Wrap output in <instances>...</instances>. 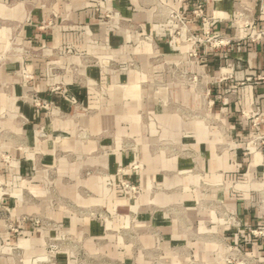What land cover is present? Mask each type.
I'll return each mask as SVG.
<instances>
[{"label":"crops","instance_id":"obj_1","mask_svg":"<svg viewBox=\"0 0 264 264\" xmlns=\"http://www.w3.org/2000/svg\"><path fill=\"white\" fill-rule=\"evenodd\" d=\"M163 6L228 44L178 37ZM6 48L19 55L0 66V264H46L52 244L73 264L62 246L94 251L104 229L87 211L109 204L131 212L126 264H225L229 246L264 264L251 233L264 229V147L246 145L264 134V0H0ZM126 168L139 196L122 204Z\"/></svg>","mask_w":264,"mask_h":264},{"label":"rangeland","instance_id":"obj_2","mask_svg":"<svg viewBox=\"0 0 264 264\" xmlns=\"http://www.w3.org/2000/svg\"><path fill=\"white\" fill-rule=\"evenodd\" d=\"M11 48H14V46H11ZM18 55L19 54H17V52L13 51L12 49H2L0 51V66L6 64L12 56ZM171 73L172 78H181L185 82V84H187V86H196V79L194 78V76L186 74L179 75L178 71H175L173 68L171 69ZM165 86L167 85L161 82H154L152 84V90L158 93L159 91H161V89H165ZM166 89L170 91L168 87ZM183 116L188 118L193 117L190 111H186ZM121 133V138H123L125 132ZM121 142L122 143L120 148L122 150L134 149L135 156L137 157L138 146L136 145L135 140H133L132 138H123ZM170 147H172V145ZM158 148V150H162L160 146ZM138 159L135 161V164H132V168L137 169L139 167L141 159ZM126 170L127 168L125 170H122L123 172H120L121 175L118 181V192L116 193V198H118L122 204H128V199H133L134 197L139 196V189L137 187V184L129 181L126 177L123 176L126 174ZM1 188L3 187H0V198L3 194V190H1ZM108 202L111 203L109 200ZM109 206L110 204L106 205L103 208L100 207L96 211H87L88 218L98 220V222L103 225L104 229L102 238L105 239L103 240V242H93V248H95L94 251L91 249V247L85 250L83 247V242L69 241L65 242L66 245L63 244L64 246L62 247H68V250L74 256L73 264H126V257L128 254L127 246L130 245L132 250L134 248V244L128 241V238L131 237L133 230L132 226H129V222L127 221L131 212H129L127 205L122 206V208L117 210H112ZM65 238H71V236H66ZM1 245L2 242L0 243V246ZM58 250L59 248L55 244H52L51 248L46 249L45 256L47 258L43 261H45L46 264H57L56 253L58 252ZM97 250L98 252H95ZM112 252H118V260L110 258V253ZM189 260L190 262H193V259L191 257L189 258Z\"/></svg>","mask_w":264,"mask_h":264},{"label":"built area","instance_id":"obj_3","mask_svg":"<svg viewBox=\"0 0 264 264\" xmlns=\"http://www.w3.org/2000/svg\"><path fill=\"white\" fill-rule=\"evenodd\" d=\"M176 1L180 6H184L188 2V0H176ZM204 1L206 3H208L209 1H213V0H204ZM163 10L167 13V17L176 24V28H177L176 35L178 37H184L185 39L192 40L194 42L208 44L212 48H217V47L228 44L227 41H225L224 39H222L220 37H212L208 27H206L204 29L201 37L194 36V35L188 33L187 29H186V22L181 17L180 13L177 10H175L171 7H167V6H163ZM193 14H195L198 17H200V16L203 17V15H204L203 14V4L198 5L193 10ZM112 15L113 14L108 11V12H106L105 17L110 18V17H112ZM203 20H204V22L208 23L207 22L208 20H206V19H203ZM260 35H263V33L251 35V36H249V39L251 41H255ZM261 79H263V78L259 77V80H261ZM29 96H30L31 103L35 107L46 108V109H48L50 107V104L48 102L41 100L40 98H38V96H36V94H30ZM246 145H247V150L250 147H253V148L264 147V134H260V133L253 134ZM1 186H2V184L0 183V187ZM1 190H3V188H1ZM5 220L7 221V224H8L7 229L10 231L15 230L13 228V226H11V224L9 223L8 218H5ZM34 221H35V224H37V225L39 224L38 219H35ZM251 233L254 236H264V229H254V230H251ZM0 243H1V234H0ZM222 261L225 264H250L251 260L248 257H246L244 255V253L239 248L229 246L228 252L224 256Z\"/></svg>","mask_w":264,"mask_h":264}]
</instances>
